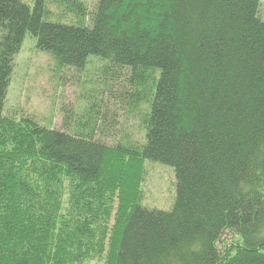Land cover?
<instances>
[{
    "label": "trees",
    "instance_id": "obj_1",
    "mask_svg": "<svg viewBox=\"0 0 264 264\" xmlns=\"http://www.w3.org/2000/svg\"><path fill=\"white\" fill-rule=\"evenodd\" d=\"M28 35L89 87L63 129L5 112ZM149 161L170 210L143 204ZM93 260L264 264L262 0H0V264Z\"/></svg>",
    "mask_w": 264,
    "mask_h": 264
},
{
    "label": "rangeland",
    "instance_id": "obj_2",
    "mask_svg": "<svg viewBox=\"0 0 264 264\" xmlns=\"http://www.w3.org/2000/svg\"><path fill=\"white\" fill-rule=\"evenodd\" d=\"M31 5L34 0H24ZM94 5L97 0H85ZM47 3V2H46ZM262 14L264 15V0H262ZM37 39L28 35L22 51L15 61V69L5 105L8 115H32L42 124L50 128L63 129L67 111L78 112L85 104L83 94L88 88L81 83L84 75L66 70L62 74L56 70L54 59L47 53L36 48ZM93 63L88 66V73H93L94 65L99 64V58L90 57ZM101 63H104L101 61ZM111 110L118 113L119 136L122 124L129 127L131 136L135 140H142L143 130L138 120L127 118L124 109L118 110L112 106ZM128 119V121H127ZM112 143L114 138H108ZM145 181L142 184L144 205L150 208L170 210L176 199L175 170L161 163L148 162L146 164ZM88 264H104L103 261L93 260Z\"/></svg>",
    "mask_w": 264,
    "mask_h": 264
}]
</instances>
